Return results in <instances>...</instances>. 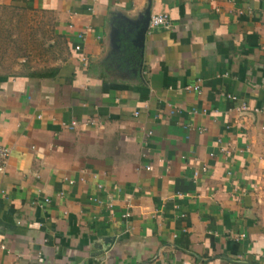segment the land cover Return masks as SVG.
<instances>
[{
    "label": "crops",
    "instance_id": "1",
    "mask_svg": "<svg viewBox=\"0 0 264 264\" xmlns=\"http://www.w3.org/2000/svg\"><path fill=\"white\" fill-rule=\"evenodd\" d=\"M0 4L56 55L0 75V264H264V0Z\"/></svg>",
    "mask_w": 264,
    "mask_h": 264
},
{
    "label": "rangeland",
    "instance_id": "2",
    "mask_svg": "<svg viewBox=\"0 0 264 264\" xmlns=\"http://www.w3.org/2000/svg\"><path fill=\"white\" fill-rule=\"evenodd\" d=\"M53 16L31 5L0 4V75L20 76L55 60Z\"/></svg>",
    "mask_w": 264,
    "mask_h": 264
},
{
    "label": "built area",
    "instance_id": "3",
    "mask_svg": "<svg viewBox=\"0 0 264 264\" xmlns=\"http://www.w3.org/2000/svg\"><path fill=\"white\" fill-rule=\"evenodd\" d=\"M157 28H165V29L171 28V21H170V18L167 14H153L150 16L149 23H148V30L157 29ZM75 50H77V51L80 50V47L76 46ZM186 89L189 90V89H192V87L187 86ZM193 90L198 92L199 87L194 86ZM245 109L246 108L243 107V110H245ZM135 115H138V113L135 112ZM84 123L94 124L95 122H94V120L89 119ZM77 124L78 123L76 121H72L70 123V125H72V126H76ZM150 134H151V132L147 133V135H150ZM7 156H8V150L5 147L0 145V173L4 172ZM45 202H48V200H45ZM128 216H129L128 213H125L123 215V217H125V218H127ZM0 249H4V246L0 245Z\"/></svg>",
    "mask_w": 264,
    "mask_h": 264
},
{
    "label": "water",
    "instance_id": "4",
    "mask_svg": "<svg viewBox=\"0 0 264 264\" xmlns=\"http://www.w3.org/2000/svg\"><path fill=\"white\" fill-rule=\"evenodd\" d=\"M149 19H150V11L146 10V12L144 14V19L141 22V25L137 27L135 39L132 40L133 46H135L137 48H142V43H143L144 37L148 31Z\"/></svg>",
    "mask_w": 264,
    "mask_h": 264
},
{
    "label": "trees",
    "instance_id": "5",
    "mask_svg": "<svg viewBox=\"0 0 264 264\" xmlns=\"http://www.w3.org/2000/svg\"><path fill=\"white\" fill-rule=\"evenodd\" d=\"M36 75H38L39 77H48V72H42Z\"/></svg>",
    "mask_w": 264,
    "mask_h": 264
}]
</instances>
